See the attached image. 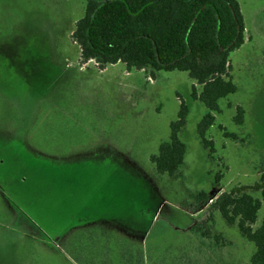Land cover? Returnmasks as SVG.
<instances>
[{"label": "rangeland", "instance_id": "374dc122", "mask_svg": "<svg viewBox=\"0 0 264 264\" xmlns=\"http://www.w3.org/2000/svg\"><path fill=\"white\" fill-rule=\"evenodd\" d=\"M238 1V91L219 102L211 157L198 136L208 110L187 73L153 79L121 62L83 64L72 35L86 0H0V264H92L101 251L79 244L102 234L111 264H122L124 247L142 250L145 264H251L256 247L236 225L207 208L187 212L197 193L254 185L264 173V0ZM182 102L185 162L175 177L160 175L150 158Z\"/></svg>", "mask_w": 264, "mask_h": 264}, {"label": "trees", "instance_id": "16d2710c", "mask_svg": "<svg viewBox=\"0 0 264 264\" xmlns=\"http://www.w3.org/2000/svg\"><path fill=\"white\" fill-rule=\"evenodd\" d=\"M245 30L238 0H86L85 15L76 23L72 39L80 47L83 64L95 62L102 70L121 62L128 70L149 71L153 79L162 71L187 73L195 83L192 99L208 110L198 125V136L212 157L215 147L207 134L215 125L216 114L222 112L219 102L238 91L230 74V57L245 43ZM188 115L189 107L182 102L177 120L171 123L169 141L150 158L160 175L175 177L184 165L187 146L180 134ZM244 117V109L238 107L236 124H242ZM193 198L187 212L198 214L206 208L211 214L219 212L227 224L236 225L255 245L251 264H264V217L258 224L264 173L254 185L225 192L215 188ZM207 224L205 221L204 226ZM206 230L204 236L210 237L208 227ZM101 238L91 248L86 242L79 247L89 255L101 251V258L92 264H111L109 237L102 234ZM120 257L122 264L146 262L142 250L134 253L129 247L122 248Z\"/></svg>", "mask_w": 264, "mask_h": 264}]
</instances>
